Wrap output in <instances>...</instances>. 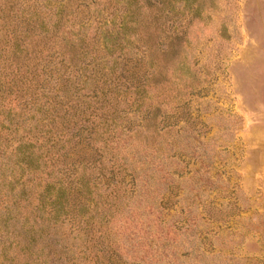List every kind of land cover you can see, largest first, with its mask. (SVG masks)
Wrapping results in <instances>:
<instances>
[{"label": "rangeland", "instance_id": "obj_1", "mask_svg": "<svg viewBox=\"0 0 264 264\" xmlns=\"http://www.w3.org/2000/svg\"><path fill=\"white\" fill-rule=\"evenodd\" d=\"M129 1L0 0V264H264V0ZM155 10L157 69L140 38ZM24 27L53 38L33 56L47 74L35 60L28 87L6 70ZM70 39L90 43L104 74L136 73L85 86L93 61L80 58L77 118L39 124L42 95L73 71ZM92 91L115 104L109 136L85 123ZM28 146L35 161L18 162ZM122 160L136 181L111 207L99 178ZM42 206L58 224L28 254L24 229Z\"/></svg>", "mask_w": 264, "mask_h": 264}, {"label": "trees", "instance_id": "obj_2", "mask_svg": "<svg viewBox=\"0 0 264 264\" xmlns=\"http://www.w3.org/2000/svg\"><path fill=\"white\" fill-rule=\"evenodd\" d=\"M133 2H134L133 0H130L127 4L132 5ZM16 4L17 2L15 1L9 2L7 3L8 5L7 8L2 10V13L4 15L3 18L6 20V23H5L6 26L4 27L6 34H8L9 31L11 33L13 32V30L11 31V29L9 28V25L7 24V22L10 21V17L11 15H13L15 7H17ZM151 12L154 13L153 19L147 20V22H145V24L141 26L140 29H143L141 30L143 34L140 35V38H141V44H143L144 47L147 48L146 55L149 60L150 67L157 69L158 65L154 64V58H152L153 56L151 55V53L153 50L152 47H154L153 40L157 39V36H159V29H160L159 26L161 24L158 26V22L161 20L162 16H160L161 14L157 15V10L151 11ZM128 18L131 19V14L127 16V19ZM129 23L131 22L126 21L125 26H127ZM58 27L59 26H56L55 29L57 30ZM26 28L27 27H24L23 32H17L13 35L12 37L13 45H11V49L13 52L10 57L11 59L12 58L13 59L6 66V70L9 75H12L13 77H17L19 75L18 77L20 79L18 83L20 84V87L21 86L28 87V84L29 86H31V84L33 83L32 79L35 80L37 78H40L41 75L47 74V72L45 73V70L41 68V64L39 63L37 57H33V56L34 54H36L37 56L39 54L41 55V52H42L41 49H45L46 46H49V45L53 46V42H52L53 38L52 39L48 38L46 35L42 34V32L38 33L36 31L37 29L26 30ZM73 40L76 41V39H73ZM73 40L70 39L69 40L70 47L67 46L68 48L67 49L65 48L66 51L68 52V60H69L68 65H70L69 67L72 68L73 71H71L70 76H66L63 74L61 77H59V79H57L58 82L56 83V86L52 87L53 89H49L48 90L49 92L47 94L42 95V98L45 100V102L43 106H41L38 110V114L42 116L41 120L39 121V124H42L44 121H46V119H50L51 121L54 120L56 118L55 115H57L59 112L60 113L58 114V116H60L62 120H66L67 124L70 120L72 121L74 118H77V110L79 108L77 107L78 105H76L77 104L76 98L75 100H73L74 98H72L71 96V93H72L71 91L79 90V87L78 88L76 87L78 85H76V80H75L76 76H75L74 71L78 69L77 64L80 62V58L85 56V59L87 58L93 61L92 64H86L85 68L81 69L82 72H85L84 79L82 81V84H84L85 86L89 85L90 81H93L94 84L96 83L97 85L99 81V83L103 82L104 86L117 89V87H119L118 86L119 84L124 85L123 84L124 81L127 82V79L131 78L132 76L135 75L134 73H136V72H132L130 69H125V71L121 70V72H119L118 75H116L117 70L111 68L110 71L104 74L101 68L102 66L100 62L101 57H98V58L90 57L91 52L88 49L90 43L79 42V44L76 46L74 45L75 42ZM35 60H37L39 68H41V71H42L41 75L39 74L37 75L38 67H37V63L34 62ZM156 60H158V57ZM89 68H92L91 72H88V70H90ZM14 70H16V73L12 72ZM126 73L128 74L127 77H125L124 75ZM100 76H102V78H100ZM2 78H3V74L0 73V98H2L3 97L2 94H4L3 86L1 84ZM15 88H17V86H15ZM28 89L29 88H27V90ZM106 90H108V88H106ZM97 92H93L94 93L93 95L95 96L93 98L94 103H95V108H93V111L90 114H88L89 112H87L88 117L85 120V123L94 122L95 124H97L96 126L97 130L102 126L106 127L103 135L109 136L111 133L110 128L112 126H115L116 121L118 120L117 117H114L115 116V110H114L115 104L110 106L111 102L106 97L107 93H101L100 100H98L99 95ZM71 99L73 100V104H70ZM98 111L101 113L99 114ZM81 114H85V117L87 115L83 111H81ZM51 121H50V124L52 125ZM146 129H149V127L146 126ZM2 130H4V128H2ZM92 145H94L95 147L94 143H92ZM30 149H31V146L25 147V152L28 155H25V154L21 155V152H20L21 159L19 160L18 158V162L21 163L23 161H26L27 163H30V162L35 161V157L31 156L33 154L30 151ZM159 149L161 148H158V150ZM98 152L99 151L96 150V153ZM126 165H127L126 160H122L121 162L113 161L110 167L105 168L104 169L105 171L103 170V173L100 174L99 179L102 180L103 185L106 188V192L104 196L103 195L101 196V198L106 203L111 204V207H115L114 203L118 199L122 200L123 193H126L125 191H123L124 188L130 185L134 186V183L136 181L135 176L130 174L131 172L129 170L130 167L127 168ZM87 185L88 183H85V186ZM109 200L110 202H108ZM14 206L17 207L16 205ZM31 210L35 211L36 208L33 207V209ZM53 211L48 210L45 206H42V208L41 207L37 208V212L38 214L39 213L40 214L36 216V218L39 220L40 224H37V222L34 221L35 223H33V225L27 224L28 226H26V228L24 229L25 234L27 235H25V237L23 238V243L26 246V247L24 246V249L26 248L28 254H31L30 249L32 247H35V245L39 243L42 230H43V233L45 232L48 235V232H50L52 229H56L55 226L58 224V220H59L57 218L58 209H57V212L54 211L56 215L54 214ZM44 214L46 217H44ZM6 219L9 220L10 219L9 216H7ZM24 219L28 220V218H24ZM33 219L35 220V218ZM37 227H40V228H37ZM21 252H20V255L18 253V256L24 257V251L22 249H21Z\"/></svg>", "mask_w": 264, "mask_h": 264}]
</instances>
